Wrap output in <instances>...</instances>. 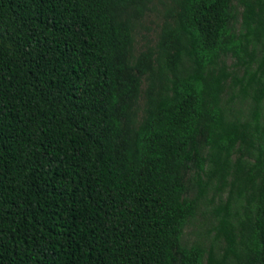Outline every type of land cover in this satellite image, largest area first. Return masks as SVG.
<instances>
[{
    "label": "trees",
    "instance_id": "trees-1",
    "mask_svg": "<svg viewBox=\"0 0 264 264\" xmlns=\"http://www.w3.org/2000/svg\"><path fill=\"white\" fill-rule=\"evenodd\" d=\"M234 2L0 0V264H264V0ZM203 175L220 255L182 242Z\"/></svg>",
    "mask_w": 264,
    "mask_h": 264
},
{
    "label": "rangeland",
    "instance_id": "rangeland-1",
    "mask_svg": "<svg viewBox=\"0 0 264 264\" xmlns=\"http://www.w3.org/2000/svg\"><path fill=\"white\" fill-rule=\"evenodd\" d=\"M237 4L238 11H241L242 5L238 3V0L234 2ZM163 19L162 6L157 4L155 10H151L145 16L142 22V26L138 29L135 35V51L138 52L141 50L144 45L149 42L150 44H154V39L159 31L160 24ZM229 69L231 68V64L235 62V59L232 57H228L225 60ZM244 73V69L241 66H237L234 69L233 74H236L238 77L242 76ZM231 94L225 93L223 95L225 103H229V97ZM236 99H233L230 105H234ZM249 98L242 105H236L235 108H241L243 118L246 117L250 111V107L248 105ZM142 106V101L140 102ZM228 105V104H227ZM261 113H264V108H261ZM262 119V117H261ZM244 159H248L249 155L245 154L243 156ZM235 160V156L233 157ZM193 176H191V179ZM231 177L227 178V185L223 187L220 191L215 188L216 179H208L206 175L202 176V180L207 182V188L205 193L201 196L198 201V205L193 217H191L186 224L183 234H182V242L187 246L200 244L206 250L209 248H213L216 250L217 254L220 255L223 251V246L225 245V241L223 237L220 235L217 236L216 227L218 225L219 216L216 210L228 202V196L231 193L230 181ZM197 192L196 185H193L190 189V195H195ZM246 206L245 199H242V203L238 204L233 199L230 202V212L233 216V220L235 224L237 220L244 215ZM205 264V263H204ZM227 264H233L228 260Z\"/></svg>",
    "mask_w": 264,
    "mask_h": 264
}]
</instances>
